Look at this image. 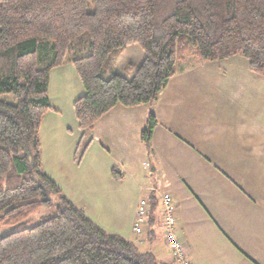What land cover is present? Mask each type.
Listing matches in <instances>:
<instances>
[{"label": "trees", "instance_id": "16d2710c", "mask_svg": "<svg viewBox=\"0 0 264 264\" xmlns=\"http://www.w3.org/2000/svg\"><path fill=\"white\" fill-rule=\"evenodd\" d=\"M93 1L88 12L87 0H0V224L15 225L0 237V264H172L101 228L42 171L39 129L55 67L70 62L85 89L73 102L77 164L102 115L154 102L188 67L239 55L264 76V0ZM130 45L144 58L127 78L112 70ZM156 124L150 112L142 141ZM53 205L54 216L27 226Z\"/></svg>", "mask_w": 264, "mask_h": 264}, {"label": "crops", "instance_id": "0c3cea01", "mask_svg": "<svg viewBox=\"0 0 264 264\" xmlns=\"http://www.w3.org/2000/svg\"><path fill=\"white\" fill-rule=\"evenodd\" d=\"M143 58L130 45L112 72L130 78ZM84 94L70 62L51 71L41 169L64 196L107 232L179 264L165 239L161 196L168 195L189 264H264V76L244 57L188 67L152 103L115 105L87 132L91 142L77 164L83 132L73 102ZM150 112L157 124L147 144L140 135ZM142 199L147 211L136 233Z\"/></svg>", "mask_w": 264, "mask_h": 264}, {"label": "built area", "instance_id": "2783aa9c", "mask_svg": "<svg viewBox=\"0 0 264 264\" xmlns=\"http://www.w3.org/2000/svg\"><path fill=\"white\" fill-rule=\"evenodd\" d=\"M161 203L163 206L162 213L164 216L165 239L170 253L179 264H189L183 251V240L177 235L175 230L176 219L172 199L168 195H163L161 196ZM146 211L147 201L142 199L139 201L136 210L137 221L133 228L136 233H141V224L144 221Z\"/></svg>", "mask_w": 264, "mask_h": 264}, {"label": "rangeland", "instance_id": "374dc122", "mask_svg": "<svg viewBox=\"0 0 264 264\" xmlns=\"http://www.w3.org/2000/svg\"><path fill=\"white\" fill-rule=\"evenodd\" d=\"M87 11L88 12H93L94 11V1L93 0H87ZM138 47L141 48L140 46H138ZM126 56H127V54H126ZM126 56H123V58H125ZM117 62L118 61L116 60L115 65L117 64ZM60 194L64 195L62 190H61ZM56 213H57V211H56V206L55 205L51 206L50 208L40 209V210H38L36 213L31 215L27 219V226L31 227V226L37 225L40 222H42L43 220H45L46 218L54 216ZM14 228H15V225H12V224H0V237L12 232L14 230ZM139 250L140 251H144L145 248L142 246L141 248H139Z\"/></svg>", "mask_w": 264, "mask_h": 264}]
</instances>
